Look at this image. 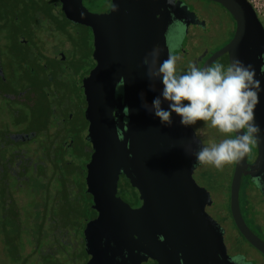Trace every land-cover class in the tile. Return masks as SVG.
I'll return each instance as SVG.
<instances>
[{
  "label": "water",
  "instance_id": "95a60500",
  "mask_svg": "<svg viewBox=\"0 0 264 264\" xmlns=\"http://www.w3.org/2000/svg\"><path fill=\"white\" fill-rule=\"evenodd\" d=\"M207 1L217 3L232 17L235 30L232 39L201 68L223 56L228 65L238 58L253 66L264 89V27L253 7L247 0ZM58 2L69 23L89 28L93 36L95 66L83 80L87 139L92 148L86 187L98 224L96 230L87 228L83 234L89 264H112L115 258L139 254L157 264H230L219 228L204 211L209 196L192 180L193 154L200 141L191 127L181 126L175 113L172 126L165 127L141 106H150L163 87L159 79L149 80L142 63L146 53L159 46L162 62L184 50L187 58L175 56L176 63H187L198 49L195 37L203 33L189 32L192 15L185 8L174 9L169 0H111L108 12L101 15L89 12L82 0ZM179 11L182 14L173 27L180 29L182 42L172 44V53L167 15ZM161 99L167 108L168 102ZM254 117L262 129L256 158L248 164L247 153L234 163L229 211L241 237L264 256V243L246 226L239 205L243 177L259 186L264 199V91ZM120 175L137 190L142 200L138 210L115 196Z\"/></svg>",
  "mask_w": 264,
  "mask_h": 264
},
{
  "label": "trees",
  "instance_id": "16d2710c",
  "mask_svg": "<svg viewBox=\"0 0 264 264\" xmlns=\"http://www.w3.org/2000/svg\"><path fill=\"white\" fill-rule=\"evenodd\" d=\"M23 4L18 8L15 0H0V44H4L3 40L6 41L7 38L19 45L36 43L33 33L29 31L31 23L27 27L18 23V15L22 20L32 22L41 12L28 10L27 4ZM98 5L97 3L96 6ZM59 6L58 0H52L49 3L50 15L42 13L49 20L46 23L55 22L58 29L60 25L53 9ZM211 15L222 21L225 18L215 12ZM61 16L64 17L62 13ZM63 20L69 23L65 18ZM64 28L61 26L60 31L64 32ZM195 39L200 43L198 49L193 52L189 62L176 63L177 69L186 71L192 64L202 67L207 58L219 50L209 48L203 42L204 34L197 35ZM20 58L23 60L28 57ZM22 64L21 61L19 65ZM177 72L182 74L181 71ZM19 91L13 95L18 96ZM2 93L0 92V264H34L40 259H43V264H88L81 245L83 232L92 222L91 201L86 187L89 164L87 144L83 143L80 147L68 144L69 136L64 133L62 125H59L60 130L56 129V122L52 119L53 107L49 103L47 107L41 105L32 108L28 97H20L28 101L24 103L4 98ZM43 93L45 96L44 90ZM191 128L193 130V126ZM212 130L219 133L214 128ZM205 131L210 136L211 133L206 129ZM18 134L28 136L29 140L15 142L10 138ZM232 137L234 138V134ZM198 140L200 143L196 152L202 147L201 143L209 145ZM221 140L222 138L211 139V142L219 143ZM196 169L197 171L194 166L192 180L208 196H216L217 187H206H215L212 185L215 180L213 167L208 170L206 166H196ZM232 173L233 170L226 185L228 215L223 221L227 223L230 220L235 229L229 211ZM243 195L240 189L239 205L242 213ZM238 236L240 237L239 234Z\"/></svg>",
  "mask_w": 264,
  "mask_h": 264
},
{
  "label": "flooded vegetation",
  "instance_id": "af4514ba",
  "mask_svg": "<svg viewBox=\"0 0 264 264\" xmlns=\"http://www.w3.org/2000/svg\"><path fill=\"white\" fill-rule=\"evenodd\" d=\"M108 2H109L108 6H105V4L103 5V3L96 6V10L93 13L97 15L107 13L111 5V0H108ZM200 4L213 7V9H215L217 14H220L221 16L225 17L224 20L222 21L221 18L212 16L211 15L212 12L209 13L208 10H202L198 8L197 5ZM171 5L174 9L180 7L182 9L185 8L187 11L190 12L191 15L196 14L199 18H201L205 22V24L207 25V30H205V32H202L204 34L203 42L207 44L209 48L212 47L213 49H220L229 42V40H227L220 45L216 44V41H218L220 33H222L227 29L229 21L232 22L233 29L235 30V23L232 17L217 3L207 0H172ZM88 11L90 12V10ZM181 14H182L181 11H179L177 13L175 12L167 15L168 19L170 20L169 36L167 37V40L168 39L170 40L168 45L171 50L173 49L172 44H174L177 36H179L177 31H180V29H175L173 25L177 24L174 23L175 19L181 16ZM181 42L182 41L180 39L179 43ZM1 45L3 44H0V46ZM34 45L32 44L31 45L32 49H29L30 44L27 43H24L22 45L18 44L20 48L23 47L26 48L22 50L24 56L23 54H19L20 57H28L23 60H21V58L18 59L19 63L21 61L23 62L22 66L18 65L20 69H15L13 66L12 67L8 66L5 69L4 65L2 64L1 50H0V92L1 93L3 92L2 96L9 100H14V101L18 100L24 103L25 102L28 103V101H30L32 108H36L41 105L44 106L46 105L47 107L49 103V105L53 107L52 119H54L56 122L55 126H57L56 128L57 131L60 130L59 125H62V129L64 133H66V135L69 136L68 144L71 146L76 145L77 147H80L83 146V143H86L88 147L87 152L90 162V155L92 152V148L90 142L87 139L88 123L85 120V114H84L85 112L84 108H86V102L84 99V94H83L84 92H83V87L81 86V82L79 81L78 83L74 84L72 81L64 83L61 80H59L57 76V74L60 72L59 67L67 62L64 52H62L61 50H59L51 58L46 57V59L50 61L51 64H54V66H52V69L50 70L51 74L50 75L46 74L48 72L47 71L48 65L46 64L41 65L39 63L40 61L38 60L39 58H35V57L41 58L43 57V55L40 54L38 50L34 48ZM221 58H224V56ZM225 61L227 62L226 64L228 66L227 56ZM28 64H30L31 66L29 69L27 67ZM69 65L70 66L65 68L66 74L71 78L72 77L76 79L81 78V75L80 74L78 75L80 69L76 68V66H78L77 62L69 61ZM17 71H20L21 74L16 73ZM12 82H15L16 84L13 85ZM50 87L55 92L52 93L51 94L52 97L48 99L49 95L46 90H50ZM19 90L22 91L20 92ZM43 90L45 92V96L44 93L42 94ZM16 91H19L18 96L13 95V93ZM20 97L23 98L28 97L29 99L27 101L26 99H21ZM32 136L33 134H31V137ZM10 138L15 142H25L29 140L28 136L26 135L23 136L19 134L12 135ZM255 158H256V149L254 146L248 153L247 163L252 164ZM195 170L197 171L196 166H195ZM87 176H88V172H87ZM87 176H86V180H87ZM240 189H242V192L244 193V195L241 196V198L244 197V201H243L244 205L242 208L243 213L241 212L242 218L248 229L251 231V233L264 243L263 195L260 192L259 186H257V184L252 182L249 179V177L242 178ZM255 194L260 197V203L262 204V207L261 209H259V211H256L257 205H254L252 203ZM115 196L117 198H120L126 205L130 207L131 210L134 211L138 210L142 206V200L140 199L137 190L131 187L129 181L123 175L119 176V180L117 183V191ZM89 197L91 201V212H92L91 223L94 224H90L87 228L96 230L98 224L96 221L94 222L95 217L93 214V207H92L93 201L90 195ZM239 197H240V191H239ZM206 206H208V203L205 204L204 211L212 219L213 217H211V215L208 214V212L206 211ZM217 227L219 228V231L222 234L221 240L223 243V247L225 248V254L229 259L233 256H243L245 257V264H264V256L261 255L259 252H257L255 249H253L250 245H248L245 242V240L241 237V235L238 233V231L235 230L236 228L234 229L232 227L230 229L228 228L227 223L224 222L220 223L219 225L217 224ZM85 231L86 230H84V232ZM238 234L240 235V237L238 236ZM228 238H230V241L235 243L236 248L237 247L239 248L240 250L239 252H234V253L232 252V254H228L227 248L225 247L224 244V239H228ZM81 239H82L81 240L82 249L83 252L85 253L84 236ZM239 240L242 241L244 240V242L248 246L247 247L248 249L246 248L245 244L241 243V241ZM109 247H111V245H109ZM113 255H117V253L113 252ZM125 256L127 255L125 254ZM86 257L88 259L87 255ZM87 261H89L88 264L91 262L89 259ZM136 262H140V264H157L155 261L151 260L147 256H143L142 254L127 259L115 258V261L112 264H135Z\"/></svg>",
  "mask_w": 264,
  "mask_h": 264
},
{
  "label": "clouds",
  "instance_id": "9594fccd",
  "mask_svg": "<svg viewBox=\"0 0 264 264\" xmlns=\"http://www.w3.org/2000/svg\"><path fill=\"white\" fill-rule=\"evenodd\" d=\"M180 39L177 36L176 46H179ZM161 54L162 49L153 46L143 58L149 80L159 79L163 87L160 96L155 97L150 106L147 103L141 106L158 118L162 126L171 127L175 113L180 117L181 126L192 127L197 121H203L204 126L225 134L219 143L207 146L201 143L200 150L193 154L194 166L223 170L226 165L241 161L260 142L262 134L254 110L264 89L260 80L255 78L253 66L236 58L227 67L221 63L203 68L192 64L179 74L177 58L169 55L161 62ZM149 87L154 90L153 84ZM115 93L122 95L119 90ZM161 97L168 102L167 108L162 107ZM140 99L145 100L142 92ZM228 134H234V138ZM194 136L197 137L196 133ZM230 264H245V257L233 256Z\"/></svg>",
  "mask_w": 264,
  "mask_h": 264
},
{
  "label": "rangeland",
  "instance_id": "374dc122",
  "mask_svg": "<svg viewBox=\"0 0 264 264\" xmlns=\"http://www.w3.org/2000/svg\"><path fill=\"white\" fill-rule=\"evenodd\" d=\"M51 1L52 0H48V1L46 0H15V2H17V4L19 5L17 6L18 8L22 7L24 5L23 3H26L28 6V10L29 9L40 10L41 12V15L39 16L37 15L32 22L29 20H22L21 16L18 15V18H19L18 23L23 24L25 27H27L29 23H31L29 31L31 32V34L33 33V36L36 41L35 45L33 44L34 48L37 49L38 52L43 55V57L38 59L40 61L39 63L41 65H44V64L48 65V69H47L48 72L46 74L50 75L51 74L50 70L52 69V66H54V64H51L50 61L46 59V57L51 58L54 54H56L59 50H61L62 52H64L67 62L64 65H61L59 67L60 72L57 74L59 80H61L64 83L72 81L74 84L80 81L81 86L83 87L84 78H86L88 74L92 72L95 66L92 60V52H93L92 32L88 28L78 26V25H73L71 23H66L63 20L64 17L61 16L62 12H61L60 6L58 8L53 9L54 14L56 15L59 21V25H60L59 29L55 22L46 23L49 20L46 19V17L43 16L42 13L44 14L47 12V14L50 15L49 3ZM247 1L253 7L259 21L264 27V0H247ZM82 3L88 10H90L91 13H93L96 10L97 3L98 4L103 3V5L105 4V6H108L109 4L108 0H82ZM8 6L6 7L9 8ZM197 6L198 8L202 10H208L209 13L210 12L216 13L215 9H213V7H210L208 5L200 4ZM32 10H30V13L32 12ZM190 22L191 23L189 25L190 26L189 32L191 33L205 32V30H207V25L205 24V22L201 18H199L196 14L195 15L192 14V18ZM61 26L65 27L64 32L60 31ZM26 32L28 31L26 30ZM233 34H234L233 25H232V22L229 21L227 29L223 31L222 33H220V36L218 38V41H216V44L220 45L227 40L230 41L232 39ZM27 36L28 35H26V39H28ZM3 41H4V44L0 46V50H1L2 64L4 65V68L6 69L8 66H11V67L13 66L15 69H20L18 67L19 65L18 59L20 58L19 54H23L22 52L23 48H20L18 44H16L15 42H12L8 38L6 41L5 40ZM29 44H30L29 49H32V46H31L32 43L30 42ZM174 45L176 46V40L174 42ZM174 51H175L174 49L171 50L172 53ZM175 56H181V58H187L188 55L186 51L183 50L179 52L178 54H176ZM69 61L77 62L78 66H76V68L80 69L78 75L80 74L81 78H78V79L74 77L71 78L70 76L66 74L65 68L70 66ZM216 63H221L226 66V61L224 58H220L214 64ZM27 67L29 69L31 67L30 64H28ZM181 69L182 68H178L177 70L179 72L181 71L183 74L185 71ZM188 69L189 68L187 67V70ZM16 73L21 74L20 71H17ZM14 80H11V81H14ZM12 83L13 85L16 84L15 82H12ZM46 91L49 95L48 99H50L52 97L51 94L55 92L51 87H50V90H46ZM84 99H85V95H84ZM199 125H202L208 132H210L211 137L208 135L205 129ZM210 128L211 127L204 126L203 121H197L196 125L193 126V130L192 128H190V130L194 132V134L196 133L197 137L202 142H207L209 145L212 143L211 139L213 140L218 139V138L224 139L225 134L216 133L212 130V128L210 130ZM228 135L232 137V134H228ZM74 162L78 163L76 160ZM206 167L208 168V170L211 169V166H206ZM233 167H234V164L226 165L223 170H217L213 168L212 171L214 172L213 175L215 174V180L212 185H214L215 187L213 186L208 187V185H206L207 189L217 187L216 190L218 191V193L216 194V196L210 195L209 197H207L208 206H206V211L208 212V214L211 215V217H213L212 219L218 225L224 222L223 220L228 215V211H227L228 194H227L226 185L228 184V180L230 178V174L233 170ZM252 203L254 205H257L256 211H259V209H261L262 204L260 203V197L258 195L255 194V196L253 197ZM227 226L230 229L233 227L230 220L227 221ZM220 235L222 237V234ZM239 241L245 244L246 248L248 247L244 241L242 240H239ZM224 244H225V247L227 248L228 254H232V252L234 253V252L240 251L238 247L237 248L235 247V243L230 241V238L224 239ZM34 264H43V259L37 260ZM135 264H140V262H136Z\"/></svg>",
  "mask_w": 264,
  "mask_h": 264
}]
</instances>
